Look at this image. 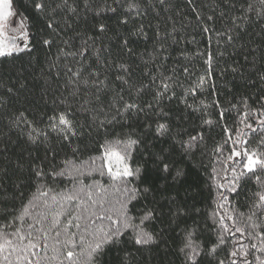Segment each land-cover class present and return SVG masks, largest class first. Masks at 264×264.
<instances>
[{
    "label": "snow or ice",
    "instance_id": "obj_1",
    "mask_svg": "<svg viewBox=\"0 0 264 264\" xmlns=\"http://www.w3.org/2000/svg\"><path fill=\"white\" fill-rule=\"evenodd\" d=\"M186 3L190 6L198 31L202 34L214 33L218 38L217 44L223 41L227 46L245 49L255 43L252 39H243L253 26L260 29L256 35H264V0H257L259 7L249 0H221L225 10L220 11L219 17L215 14L219 3L214 5L211 15L203 14L198 0H186ZM33 6L41 18L46 20V29L56 37H59L61 32L66 35L72 31L82 40L81 47L73 51L58 49V53L72 57L75 65L65 60L62 71L58 70L56 73L58 77H66L64 87L73 100L79 103V107L73 108L66 98H60L59 104L51 110V114L41 111L29 118L28 109L23 108L10 110L9 115H3V110L9 109L13 102L20 103V100H14L19 96L17 89L6 87L3 81H0V89H4L0 91V121H7L10 129L19 128L21 135L26 136L27 142L37 147L47 144L51 133L54 132L62 146L71 150L73 157L79 155L81 144L85 139L92 137L94 132L97 135L103 134L104 141L98 144L99 156H91L88 161H81L79 165L74 158H65L61 162L62 166L49 161L50 150H46L44 160L40 163H36L35 159L28 163L29 178L38 182V185L32 199L21 203L19 208L14 204L10 207H0V220L4 221L0 223V264H139L138 255H143L145 251L151 252L154 248L163 254L159 264H264V223L256 222L264 220V191L254 194L258 199H254L250 205L251 215L246 217V227L235 224L229 227L224 221L234 220V217L220 215L217 225L219 230L213 229L216 239L210 242V246H206L197 242L195 224L192 227L186 225L180 233L179 244H176L173 250V246L169 244L171 233L175 232L172 225L179 226V221L194 215L199 209L195 205L188 207L170 193L162 195L171 172L168 160L170 152L162 150L159 154L153 153L148 149L145 139L149 132L154 139L170 137L174 140L173 147L179 144L184 155L191 154L204 140L203 132L189 135L187 141L179 138V131L172 135L173 117L169 104L179 98L177 89L183 93L186 110L191 109L193 113H199L202 126H209L210 130L212 126L225 120L229 109L216 98L217 89L214 82L211 84V101L199 99L197 102V93L205 92V85L215 76L217 57H223L225 53L197 51V56L205 57L206 68L203 74L198 75L196 81L186 88V79L190 80L194 73V69L189 67L190 61L181 63L180 59L176 58L171 67L167 66V61L171 58L168 51L171 46L169 41L171 44L180 43L176 38L178 30L173 26L169 32L162 29L159 23L153 25L151 20L147 25L144 23L149 16L159 21L163 18L162 13L176 8L173 0H112L111 3L103 0L102 5L97 0H34ZM12 8V0H0L2 59H15L20 53L31 54L34 47L26 29L20 32L19 37H5L4 22L13 15ZM229 12H232V15L229 16ZM103 13H111L115 18L116 56H113L110 47L107 48L108 55H104V48L97 47V42L102 43L103 37L111 27L106 22L109 17ZM89 19L95 21L90 29L77 31V22ZM166 19L172 20V17L167 16ZM217 19L224 25L222 29L215 27ZM21 27L23 28V24ZM148 29L152 30L151 37L148 35ZM88 31H91L92 35H89ZM141 38L151 39L154 44L150 59L144 60L141 57L144 67L136 64L133 59L136 56L134 43ZM70 39L62 40V43L74 48ZM18 40L23 43H18ZM195 42L193 37L190 43ZM40 43L50 48L55 40L42 38ZM86 52L95 57L90 65L77 59L85 57ZM164 53L168 55L165 56ZM180 55L187 60L186 53L181 52ZM123 56L128 59H122ZM243 58L253 70L249 75L245 77V73L241 71L243 66H231L230 70L232 73H240L246 80V86H258L259 94L252 104H249L252 98L246 95L241 96L238 103L228 102L231 109L242 112L239 123L243 124V129H230L225 125L223 131L227 139L224 145H217L215 149L218 154H223L225 145L231 142L225 160L231 162L229 167L233 178L228 181L227 186L218 185L227 187L230 192H236L240 181L248 174L264 186V42L251 47ZM87 59L88 57H85V60ZM57 60H60L59 55ZM153 61H158L155 70L149 66ZM52 67L59 66L53 64ZM90 68L92 70H89ZM226 71L227 68L221 71V75ZM44 79L47 83V77ZM25 87V83H19L20 89ZM228 93L232 94V89H229ZM61 96L63 97V94ZM189 96L193 97L192 104L188 103ZM235 99L233 95V100ZM53 103L56 104V101ZM60 105L66 106L61 108ZM244 108H247V111H243ZM210 109H220L217 120L210 118ZM78 113L87 114L89 121L86 124L80 123L76 119ZM45 119L49 129L47 132L39 127ZM233 132L237 137L235 140L232 138ZM75 141L81 143L73 146ZM83 147L87 148V144H83ZM141 147L145 149L147 159L153 161L152 173L164 180V184L158 186L147 178V159L144 164L130 163L133 153ZM55 155L53 151L52 161ZM45 163H50V170H46ZM17 167L24 169L25 164L18 162ZM93 173L107 177L110 181L109 187L119 194L114 200L104 195L108 188L99 181L84 185L83 181L78 179ZM0 175L6 176L7 172L0 169ZM182 175V170H177L172 180L178 181ZM65 176H73L79 186L74 187L71 192H56L44 183L48 177ZM24 186L23 180L18 177L16 189H22ZM19 195L23 200L24 193L20 191ZM158 195L165 201L166 207L157 200ZM220 195L227 201L228 197L223 192ZM140 200L148 201L152 206L146 204L142 215L133 218L129 214L128 205ZM41 207L45 211L33 215L32 209ZM218 207L223 208V204ZM62 217L65 219L62 220ZM134 219H138L139 223H135ZM157 224L160 225L159 228L154 227ZM129 230L131 235L127 241L122 240ZM245 237L250 241L249 245L241 242ZM229 243H232L233 247L227 252L226 259H221L218 250ZM113 250L120 252V255L110 258Z\"/></svg>",
    "mask_w": 264,
    "mask_h": 264
},
{
    "label": "trees",
    "instance_id": "obj_2",
    "mask_svg": "<svg viewBox=\"0 0 264 264\" xmlns=\"http://www.w3.org/2000/svg\"><path fill=\"white\" fill-rule=\"evenodd\" d=\"M98 3L103 4V0H97ZM112 0H108L111 3ZM200 7L203 9L204 15L213 14V7L215 4L219 3V7L215 8V14L219 17L221 10H225V5L221 3V0H198ZM249 2L255 4L259 7L257 0H249ZM13 8L22 18L25 28L30 35L31 44L34 46L31 54L20 53L18 57L2 59L0 58V81L6 87H13L19 91V96L14 98L19 99L20 103L13 102L10 104L9 109L3 110V115H9L10 110L15 109H28V116L31 118L38 112H47L51 114V110L56 108L59 104L60 98H66L68 104H71L73 108H78L79 103H77L68 94V90L64 87V81L66 77L64 75L57 76V71H62L63 64L65 60L68 63L75 65V61L72 57H65L63 54L58 53L59 48H64L65 52L73 51L78 49L82 45V40L79 36H76L74 32L69 31L65 35L61 32L59 37H56L54 33L49 32L46 29V20L41 18V15L34 10V0H12ZM176 4V8L168 13H162V19L157 21L152 16L144 20L147 25L148 21L151 20L153 25L159 23L162 29L171 31L173 26L178 30L176 38L180 40L179 44H169V53H171V58L167 61V66L171 67L175 62L176 58H179L181 63H189V67L194 69V73L190 80L186 79L185 87L187 88L190 84L196 81L198 75L203 74L206 65L204 64L205 57L197 56V51L204 52L210 50L213 53L217 51L224 52L223 57H217L216 60V73L208 84L205 85L206 91L203 93H197V102L199 99L205 100V102H210L213 89L211 87L212 82L215 83L217 89L216 98L221 101V104L228 108L229 111L226 113L224 121L212 126L209 130V126L201 125L199 119V113H193L191 109L185 108L183 103V93L180 89H177L178 99L173 100L169 107L172 109V135L176 132L181 133L183 140L187 141L189 135H195L197 132H203L204 140L200 143L199 147L192 150L191 154L184 155L179 144L174 145V140L170 137H162L160 139H154L151 132L145 137L147 142V147L153 153L159 154L162 150H168L170 155H168V160L171 164V172L168 175L167 187L164 189L162 195L171 194L177 197V200L182 203H186L188 207L195 205L199 211L190 217H186L184 220L173 224L172 227L175 228V232L171 233V239H169V244L173 246V250L176 244L180 242V233L185 228V226L192 227L195 224V236L197 242L202 245L210 246V242L215 241L216 235L213 229L219 230L217 225L219 223L220 215H231L234 220L225 219V223L232 227L234 224L240 227H246V217L251 215L250 205L254 199H258L254 194L264 191V186L255 180L254 176L248 174L244 177L237 188L236 192L228 191L227 187H218V185H228V181L233 178V174L229 165L230 161H226L225 157L229 154L228 147L225 145V151L223 154H218L215 149L217 145H224V141L227 139V135L224 133L223 128L226 125L230 129H243V124L239 121L242 118V112H238L236 109H231L229 101L233 103H238L241 96H250L252 99L249 100V104L255 100L256 96L259 94V87H249L246 86V80L241 77L240 73H232L231 66H243L241 71L245 73V77L253 71L244 60V55L247 54L251 47H255L257 44L264 42V35L258 36L256 33L260 32L258 27H250L248 34L244 36V40L252 39L255 41L254 44L249 45L245 49H241L238 46L232 47L227 46L221 41L220 44L216 43L218 39L214 33L210 32L207 34H202L198 31L196 21L192 17L190 6L187 5L186 0H173ZM207 5V7H204ZM239 7V5H237ZM229 16L232 12L228 13ZM90 16L92 14H89ZM104 16L109 17L106 21L111 25L110 30L107 35L103 37L102 43L97 42V47L104 48V55H108L107 48L110 47L113 50V56H116L117 48L116 42L117 37L115 35L116 26L114 23L115 18L112 17L111 13H103ZM254 15V13H252ZM171 16L172 20H167L166 17ZM187 17L188 19H185ZM58 19V18H57ZM191 21V23H189ZM95 21L89 19L87 21L77 22V31L84 32L89 30L91 24ZM226 23V21H225ZM187 24V27L184 25ZM223 24L219 19L216 21L215 27L217 29H222ZM89 35H92L91 31H88ZM148 35L151 37L153 35L152 30L148 29ZM193 37H195V43H190ZM42 38H53L55 43L50 48L44 47L40 41ZM71 38V39H70ZM70 39L74 48H69L62 43V40ZM23 43V41H19ZM134 48L136 50V56L133 58L136 64H140L141 67L144 65L141 63V57L144 60H149L153 54L154 44L151 39H137L134 43ZM184 52L187 54V60L180 53ZM60 56V60H57V56ZM165 56L168 53H164ZM85 57H88L85 60ZM85 57H77V59L83 61L86 65H90L91 61L95 59L94 55L89 52L85 53ZM121 57H117L120 59ZM122 59L127 60V56H123ZM251 59V57H250ZM53 64L59 67H52ZM158 61H153L150 67L157 66ZM135 66V65H134ZM259 63H257V68H259ZM225 68L228 71L221 75V71ZM89 70H92L91 68ZM44 77H47V83H45ZM255 78V77H253ZM25 83L26 87L24 89L19 88V83ZM232 89V94L228 93V90ZM4 89H0L2 91ZM63 94V97L61 96ZM233 95L236 99L233 100ZM56 101V104L53 101ZM188 103H193V97H188ZM66 105H60V107H65ZM258 105H254L256 107ZM212 115L211 119L214 121L218 119V113L220 109H210ZM243 111H247L244 108ZM76 119L82 123L86 124L89 121V117L85 113H78ZM47 120L44 123L39 124L40 128H43L46 132L49 129L46 127ZM155 125L153 124V129ZM232 138L237 139L235 132L232 133ZM103 134L97 135L95 132L92 137H89L83 141L81 144V151L78 156L73 157L72 152L69 148L63 147L62 143L58 140L56 133H51L49 141L47 144H41L39 147L32 145L27 142V138L21 135V130L19 128H9L7 121H0V169H4L7 172L6 176L0 175V207H10L15 205L17 208L20 207L21 203H27L32 199L33 193L36 192L38 182L30 179V173L27 170V165L30 161L35 159L36 163H40L44 160L45 152L48 151L49 161L61 165V162L65 158H74L76 163L79 165L81 161H88L91 156H99L100 151L98 150V144L103 143ZM76 143H81L80 141H75ZM83 144H87V148L83 147ZM254 145H250L252 147ZM55 152V159L52 161V152ZM147 159L145 149L141 147L136 152L133 153V159L130 161L133 165L144 164ZM23 162L25 164L24 169L17 167L18 162ZM99 164L100 161L98 160ZM154 167L153 161L147 159L148 179L154 181L158 186L164 184L165 181L155 176L151 169ZM46 170H50V163H45ZM215 169V171H213ZM177 170H182L183 175L178 181H173L172 177L175 176ZM20 177L24 182V187L22 189H16L15 184L17 183V178ZM84 185L93 183V181H99L104 187L108 188L107 195L111 199H115L119 194L115 193L110 187V181L107 177H100L98 174L93 173L92 175H86L79 177ZM49 187L56 190V192H71L74 187L79 186L77 179L73 176L65 177H48L45 179ZM20 191L24 193L23 200L20 198ZM95 191V189H94ZM223 192L225 196L228 197L227 201L223 199L220 193ZM15 197V199H13ZM157 200L160 201L162 206L166 207L165 201L161 199V196H157ZM148 204V201L140 200L139 202L134 201L129 204L130 215L133 218L142 215V209ZM223 204V208L218 207V205ZM148 206H152L148 204ZM45 209L35 208L32 209L33 215L39 212H43ZM10 218V217H9ZM62 220L65 217L61 218ZM254 219H256L254 217ZM29 222H32L29 220ZM135 223H139L138 219H134ZM257 223H264V220H257ZM0 223H4L0 220ZM19 223V221L17 222ZM154 227L159 228L160 225H154ZM75 230V229H73ZM131 235V230H129L122 237V240L127 241L128 237ZM225 235H227L225 233ZM239 237V233L236 234ZM245 245H249L250 241L245 237L241 240ZM232 243L225 245L219 251L221 259H226L227 252L232 249ZM120 255V252L113 250L110 258H115ZM162 253L157 251L155 248L149 252L145 251L143 255H138L137 259L139 264H159L162 257ZM173 257H169L172 259Z\"/></svg>",
    "mask_w": 264,
    "mask_h": 264
},
{
    "label": "rangeland",
    "instance_id": "obj_3",
    "mask_svg": "<svg viewBox=\"0 0 264 264\" xmlns=\"http://www.w3.org/2000/svg\"><path fill=\"white\" fill-rule=\"evenodd\" d=\"M12 4H13V3H12ZM12 11H13V15L10 16V17L4 22V23H5V30H4V31H5V37H6V38H9V37H19L20 32L26 29V28H25V24H24V23H21V24H20V28H19V30H17V32L12 31L10 23H11V20H13V17H15V16H16V13H17V12L15 11L14 8H12ZM22 24H23V28L21 27ZM18 41H20V40H18Z\"/></svg>",
    "mask_w": 264,
    "mask_h": 264
},
{
    "label": "built area",
    "instance_id": "obj_4",
    "mask_svg": "<svg viewBox=\"0 0 264 264\" xmlns=\"http://www.w3.org/2000/svg\"><path fill=\"white\" fill-rule=\"evenodd\" d=\"M21 23H24V22L22 18L20 17V15L16 13V16L13 17V20H11V23H10L12 31L17 32V30H19L20 28Z\"/></svg>",
    "mask_w": 264,
    "mask_h": 264
},
{
    "label": "water",
    "instance_id": "obj_5",
    "mask_svg": "<svg viewBox=\"0 0 264 264\" xmlns=\"http://www.w3.org/2000/svg\"><path fill=\"white\" fill-rule=\"evenodd\" d=\"M9 38H11V37H9ZM18 43H19V41H18ZM22 44V43H21Z\"/></svg>",
    "mask_w": 264,
    "mask_h": 264
}]
</instances>
